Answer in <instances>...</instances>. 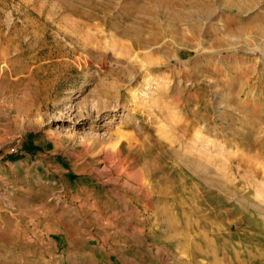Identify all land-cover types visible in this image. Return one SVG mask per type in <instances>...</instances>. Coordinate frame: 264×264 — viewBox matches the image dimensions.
I'll return each mask as SVG.
<instances>
[{
  "label": "rangeland",
  "instance_id": "rangeland-1",
  "mask_svg": "<svg viewBox=\"0 0 264 264\" xmlns=\"http://www.w3.org/2000/svg\"><path fill=\"white\" fill-rule=\"evenodd\" d=\"M0 264H264V0H0Z\"/></svg>",
  "mask_w": 264,
  "mask_h": 264
}]
</instances>
